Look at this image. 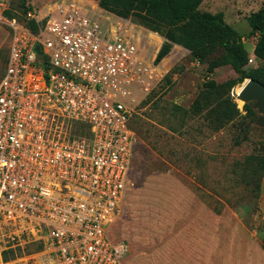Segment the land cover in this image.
Returning <instances> with one entry per match:
<instances>
[{
  "label": "built area",
  "instance_id": "1",
  "mask_svg": "<svg viewBox=\"0 0 264 264\" xmlns=\"http://www.w3.org/2000/svg\"><path fill=\"white\" fill-rule=\"evenodd\" d=\"M0 28L9 41L0 75V264H125L127 244L109 229L136 149L135 107L164 75L156 54L148 58L129 28L71 1L39 16L0 0ZM257 62L249 53L247 65Z\"/></svg>",
  "mask_w": 264,
  "mask_h": 264
},
{
  "label": "rangeland",
  "instance_id": "2",
  "mask_svg": "<svg viewBox=\"0 0 264 264\" xmlns=\"http://www.w3.org/2000/svg\"><path fill=\"white\" fill-rule=\"evenodd\" d=\"M66 1L26 0V5L41 16ZM70 1L100 21L129 28L127 35L134 34L130 38L150 59L164 41L155 32L162 38L157 49L149 37L153 31L133 18H118L93 0ZM9 3L23 14L18 0ZM263 3L204 0L199 9L223 12L224 20L244 35L251 53L256 35L247 36L250 27L245 18ZM2 34L0 28V75L9 44ZM176 48L180 51L173 49L155 62L169 81L162 77L149 89L148 102L143 103L144 97L135 107L131 123L136 149L110 237L126 242L125 264H264V177L257 186L246 185L239 180L238 165L246 155L264 148V127L255 123L259 113L255 109L254 119L240 116L217 131L208 128L202 115L188 111L206 78L207 63L192 59L183 47ZM263 65L264 60L250 66ZM235 76L229 65L215 68L211 75L218 83ZM240 86L232 89L238 92ZM233 98L245 114L243 102ZM44 255H36L41 263Z\"/></svg>",
  "mask_w": 264,
  "mask_h": 264
},
{
  "label": "trees",
  "instance_id": "3",
  "mask_svg": "<svg viewBox=\"0 0 264 264\" xmlns=\"http://www.w3.org/2000/svg\"><path fill=\"white\" fill-rule=\"evenodd\" d=\"M21 12L30 6L26 0H18ZM102 9L121 18H133L138 24L164 37L158 49L155 62L158 63L177 44L187 49L192 59L206 62V78L195 95L190 109L192 115H202L208 128L217 131L238 117L254 119L256 111L252 101L243 104L245 114L241 115L237 103L230 91L245 79H255L264 85V65H247L248 51L244 44V35L232 28L223 17V12L211 13L199 9L203 0H95ZM9 16L15 15L7 11ZM250 27L247 36L255 34L253 54L258 61L264 60V3L246 16ZM35 29L33 21L28 22ZM7 58V56H6ZM5 58V62H6ZM229 65L236 73L222 83L211 77L215 68ZM5 66V65H4ZM169 81V75L163 76ZM147 96L143 103L148 102ZM172 131L173 127H169ZM239 180L246 185L259 184L264 177V148L260 153L246 155L240 162ZM264 228V222H263ZM264 245V233L262 235ZM41 246H36L39 249ZM13 254L4 252L7 260Z\"/></svg>",
  "mask_w": 264,
  "mask_h": 264
},
{
  "label": "water",
  "instance_id": "4",
  "mask_svg": "<svg viewBox=\"0 0 264 264\" xmlns=\"http://www.w3.org/2000/svg\"><path fill=\"white\" fill-rule=\"evenodd\" d=\"M231 94L243 104L253 101V108L259 113L255 123L264 127V85L258 80L248 78L241 83L238 92L233 88Z\"/></svg>",
  "mask_w": 264,
  "mask_h": 264
},
{
  "label": "bare ground",
  "instance_id": "5",
  "mask_svg": "<svg viewBox=\"0 0 264 264\" xmlns=\"http://www.w3.org/2000/svg\"><path fill=\"white\" fill-rule=\"evenodd\" d=\"M149 37L151 38L152 42L156 45V48L160 46L162 42V38L155 32H150Z\"/></svg>",
  "mask_w": 264,
  "mask_h": 264
},
{
  "label": "crops",
  "instance_id": "6",
  "mask_svg": "<svg viewBox=\"0 0 264 264\" xmlns=\"http://www.w3.org/2000/svg\"><path fill=\"white\" fill-rule=\"evenodd\" d=\"M96 4H97V2L95 1V0H93ZM204 1V0H203ZM202 1V2H203ZM201 2V3H202ZM66 3H68V0L66 1ZM98 6V5H97ZM200 6V5H199ZM99 7V6H98ZM100 9H102L101 7H99ZM104 10V9H103ZM106 11V10H105ZM108 12V11H107ZM106 16V15H105ZM106 17H108V16H106ZM119 18V17H118ZM176 47H182V46H180V45H177V44H173V46H172V49L171 50H173V49H177V51H180V48H176ZM251 53H253V48H252V51H251Z\"/></svg>",
  "mask_w": 264,
  "mask_h": 264
}]
</instances>
